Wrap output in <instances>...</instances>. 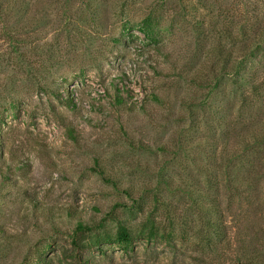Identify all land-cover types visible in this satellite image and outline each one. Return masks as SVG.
<instances>
[{
    "label": "rangeland",
    "instance_id": "obj_1",
    "mask_svg": "<svg viewBox=\"0 0 264 264\" xmlns=\"http://www.w3.org/2000/svg\"><path fill=\"white\" fill-rule=\"evenodd\" d=\"M0 173V264H264V0H0Z\"/></svg>",
    "mask_w": 264,
    "mask_h": 264
},
{
    "label": "trees",
    "instance_id": "obj_2",
    "mask_svg": "<svg viewBox=\"0 0 264 264\" xmlns=\"http://www.w3.org/2000/svg\"><path fill=\"white\" fill-rule=\"evenodd\" d=\"M6 36H10V35H8L7 33H6ZM17 52V51H16ZM246 61H247V56L246 57H244V59L242 60V62H240L238 65L240 66V67H238L239 68V70L241 69V67L242 66H244L245 65V63H246ZM237 65V66H238ZM252 82V81H251ZM116 90H117V93H122L123 92V88H120L119 86H116ZM61 98H63V100L64 101H66V104H67V106L68 107H70V108H72V109H74L75 108V102L73 101V99H72V97L71 96H68V97H62L61 96ZM118 104H122L123 102H124V100H123V98H121V97H118ZM72 132V131H71ZM252 149V148H251ZM0 176H1V173H0ZM4 184H6V182H4ZM160 184H165L164 183V181L163 182H160ZM166 185H168L167 184V182H166ZM158 209H157V207H155V211H157ZM213 212V211H212ZM206 216H211L210 214H208V215H205V221H203L204 222V225L207 227V229H213L214 228V226L217 228V229H220V226L218 225V222H217V224L216 223H214V220L212 219V220H210L208 217H206ZM159 223H157V225H158ZM175 224V220L174 219H171L170 220V222H169V227H168V229H169V231H170V236L172 237L173 235H174V232L176 231V226L174 225ZM157 225H155V224H153L152 226H151V230H155V232L157 233V232H159V227L157 226ZM215 228V229H216ZM76 235H79L80 233L81 234H83V233H85V232H88V231H91V225H89V224H84V223H78V225H77V227H76ZM163 233L164 234H166L167 233V228L165 227L164 229H163ZM0 236H3L2 238L4 239H8L9 238V236L7 237V235H4L3 233H2V231L0 230ZM116 241L118 242V243H120V244H126V245H130L131 244V242H132V234H131V231H130V229L128 228V226L125 224V223H119V226H118V231H117V234H116ZM80 264H92L89 260H83V259H81L80 260Z\"/></svg>",
    "mask_w": 264,
    "mask_h": 264
}]
</instances>
